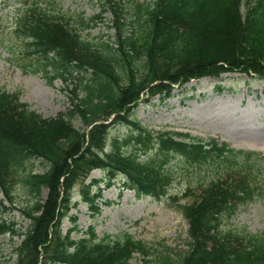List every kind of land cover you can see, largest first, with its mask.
Returning <instances> with one entry per match:
<instances>
[{"label": "trees", "instance_id": "16d2710c", "mask_svg": "<svg viewBox=\"0 0 264 264\" xmlns=\"http://www.w3.org/2000/svg\"><path fill=\"white\" fill-rule=\"evenodd\" d=\"M100 1L103 11L114 15V46L83 40L80 31L92 25L82 22L76 29L71 21L38 7L17 23L33 52L56 69L55 77L67 81L65 75L75 70L91 78L79 80L71 110L56 118L31 110L19 93L0 91V189L12 202L15 187L23 184L27 202L21 212L30 222L24 234L0 225V234L23 238L15 264H138L135 255L146 249L129 234L115 241L98 239L94 227L80 239L72 238L77 228L62 233L75 207V186L95 170L106 173L108 187L121 176L124 189L160 199L172 183L175 157L198 158L207 165L214 152L218 157L236 154L246 157L237 166L241 169L264 159L263 153L230 150L215 140L207 144L187 134L156 133L131 118L145 95L162 94L167 100L174 88L192 80L232 72L264 80V0H136L132 17L139 21L131 32L121 1ZM140 59L143 70L136 65ZM75 119L89 131L76 127ZM124 124L135 129V136L111 138V128ZM150 146L158 155L142 160ZM35 159L49 166L44 174L29 169ZM237 168L201 185L199 198L180 207L189 225V249L180 264H264V235L225 228L238 206L253 197ZM99 183L94 180L81 189L82 200L95 213L102 199ZM72 220L75 224L76 218Z\"/></svg>", "mask_w": 264, "mask_h": 264}, {"label": "rangeland", "instance_id": "374dc122", "mask_svg": "<svg viewBox=\"0 0 264 264\" xmlns=\"http://www.w3.org/2000/svg\"><path fill=\"white\" fill-rule=\"evenodd\" d=\"M120 1L128 19L127 32L136 31L139 20L132 17L137 14L136 0ZM138 1L144 4L153 2ZM34 7H38L40 12L71 21L76 29H80L82 22L92 25L91 29L80 31L82 39L111 46L117 43L116 30L113 29L114 15L111 11H103L100 0H0V91L19 93L21 101L28 104L31 110L45 118H56L71 110L72 98L75 97L73 91L79 80L91 77L75 70L72 75H65L67 81L55 77L56 69L52 66V70L33 52L22 31L17 32V23ZM143 63L140 59L136 65L143 70ZM171 94L167 100L162 94L145 95L131 118L142 128L156 133L188 134L202 138L207 144L217 139L220 144H227L236 151L264 153V150L248 147V144L264 141V80L258 75L250 77L232 72L222 74L220 78L205 77L176 87ZM79 95L81 98L84 93ZM73 123L85 133L89 131L79 119ZM134 131L127 124L116 125L111 128V138L124 140L135 136ZM147 151V155L141 156L142 160L158 155L152 146L147 147ZM212 156L211 163L207 165L199 163L198 158L186 161L175 157L171 166L174 171L172 183L160 199L140 196L124 189L121 176L108 187L106 173L103 170L93 171L84 184L79 182L75 186L72 199L75 207L63 222L62 233L66 235L77 228L72 238L80 239L94 227L98 239L108 236L115 241L129 234L141 241L146 249L145 253L135 255V263L180 264L182 254L189 249V225L180 207L193 204L199 198L201 185L207 186L216 177L225 176L229 170L241 166L246 158L236 154L218 157L216 152ZM255 162L247 164V169L237 168L245 175L254 192L250 200L238 206L225 228L230 225L229 228L245 229L261 236L264 235V159L258 162L255 159ZM29 169L44 174L49 166L35 159ZM94 180L100 182L98 188L102 190L98 213L93 212L81 197L82 187ZM98 188L93 190V194ZM12 196L14 200L11 202L0 189V225L14 227L17 233L24 234L30 222L21 212L27 202L23 184L15 187ZM47 196L48 190L45 189L42 197L45 200ZM72 218H76L75 224ZM22 240V237H13L11 233L0 234V264L16 263L15 250ZM163 258L169 261L164 263Z\"/></svg>", "mask_w": 264, "mask_h": 264}, {"label": "bare ground", "instance_id": "6f19581e", "mask_svg": "<svg viewBox=\"0 0 264 264\" xmlns=\"http://www.w3.org/2000/svg\"><path fill=\"white\" fill-rule=\"evenodd\" d=\"M248 147L252 150H264V141L261 143H251L250 145L248 144Z\"/></svg>", "mask_w": 264, "mask_h": 264}]
</instances>
